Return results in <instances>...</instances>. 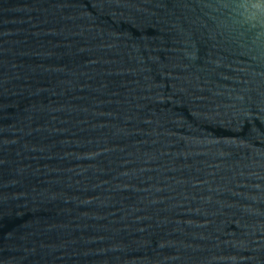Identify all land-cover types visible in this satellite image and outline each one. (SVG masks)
<instances>
[{"label":"water","instance_id":"obj_1","mask_svg":"<svg viewBox=\"0 0 264 264\" xmlns=\"http://www.w3.org/2000/svg\"><path fill=\"white\" fill-rule=\"evenodd\" d=\"M0 264H264V45L228 0H0Z\"/></svg>","mask_w":264,"mask_h":264},{"label":"clouds","instance_id":"obj_2","mask_svg":"<svg viewBox=\"0 0 264 264\" xmlns=\"http://www.w3.org/2000/svg\"><path fill=\"white\" fill-rule=\"evenodd\" d=\"M233 21L252 33L255 47L264 45V0H228Z\"/></svg>","mask_w":264,"mask_h":264}]
</instances>
